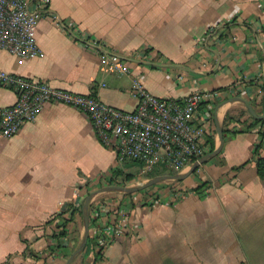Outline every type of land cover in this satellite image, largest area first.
I'll list each match as a JSON object with an SVG mask.
<instances>
[{"label": "crops", "instance_id": "0c3cea01", "mask_svg": "<svg viewBox=\"0 0 264 264\" xmlns=\"http://www.w3.org/2000/svg\"><path fill=\"white\" fill-rule=\"evenodd\" d=\"M50 10L122 53L146 46L157 62L135 64L133 75L105 74L94 52L44 17L36 30L41 54L20 61L0 50V69L93 93L124 110L137 106L133 76L162 98L205 92L198 122L208 126L215 148L217 125L224 133L222 151L196 172L154 187L153 205L146 189L94 196L90 236L97 243L71 264H93L103 238L98 264H264V181L255 154L261 123L232 99L264 110V0H50ZM213 26L220 38L199 44ZM15 100L0 88V107ZM138 167L120 164L89 116L67 105L46 104L34 123L0 136V264H67L84 236L83 216L61 234L57 214L98 188L127 185L125 176Z\"/></svg>", "mask_w": 264, "mask_h": 264}, {"label": "built area", "instance_id": "2783aa9c", "mask_svg": "<svg viewBox=\"0 0 264 264\" xmlns=\"http://www.w3.org/2000/svg\"><path fill=\"white\" fill-rule=\"evenodd\" d=\"M44 17L53 19L73 40L94 52L105 74L133 75L135 64L151 68L157 62V54L146 46L129 54L122 53L109 42L81 30L76 23L56 18L50 10V0H0V50H8L20 61L40 55L36 30ZM216 28L210 27L198 40L199 44H206L208 38H220ZM0 88L10 89L16 95L14 103L0 107V136L5 138L13 137L26 124L34 123L46 104L56 103L86 113L99 141L116 152L120 164L135 162L139 176L158 166L182 172L211 148V132L203 122H198L200 107L208 99L205 92L194 91L183 98H162L133 76L131 94L137 106L134 110H124L93 93L57 88L47 80L2 69ZM154 187L146 189L147 201L152 205L158 199ZM73 203L74 212L69 210L65 214L68 223L80 214L83 200ZM105 241L103 238V245ZM97 249L102 250L100 246Z\"/></svg>", "mask_w": 264, "mask_h": 264}, {"label": "water", "instance_id": "95a60500", "mask_svg": "<svg viewBox=\"0 0 264 264\" xmlns=\"http://www.w3.org/2000/svg\"><path fill=\"white\" fill-rule=\"evenodd\" d=\"M264 78V74H263ZM232 99L243 101L247 107L248 112L255 118V119H263L264 118V110L262 113L256 111L254 106L245 98L236 96ZM217 132L220 138V145L216 147L213 151L208 152L207 154L200 157L198 160L194 161L192 165L188 168L185 172H178V173H167V174H160L153 177H149L146 179H142L138 181L137 185H120V184H111L107 186H103L98 188L97 190L91 191L83 201L82 207V216H83V226H84V236L79 243V245L75 248L71 256L68 258L67 264H71L72 261L80 254H82L85 249L87 248L89 237H90V207L92 205V199L97 194L103 192H113L119 191L125 194H133L139 191H143L148 189L154 185H158L159 183L165 180H175V181H182L186 179L188 176L196 172V170L200 167V165L204 164L205 162L209 161L211 158L216 156L222 151L224 145V133L221 126L217 125ZM64 209V208H63Z\"/></svg>", "mask_w": 264, "mask_h": 264}, {"label": "trees", "instance_id": "16d2710c", "mask_svg": "<svg viewBox=\"0 0 264 264\" xmlns=\"http://www.w3.org/2000/svg\"><path fill=\"white\" fill-rule=\"evenodd\" d=\"M226 89V87H223V88H219L218 91H222ZM262 105H264V98L262 99ZM231 117L230 116H227L226 117V121H230ZM255 122L256 123H261V131H260V136H261V142L257 145L256 147V150H255V154L258 155V158L256 160V167H257V170H258V174L260 176V178L264 181V155L261 154L259 152V150L261 148L264 149V118L263 119H255ZM211 141V148H210V151H213L215 149V140L212 138L210 139ZM247 164L244 163L240 166H237L235 169H240L242 167H244L245 165ZM166 172H169V173H176L175 170H170L168 169L166 166H158L156 167L153 171L151 172H147V175H145L144 177H153V176H156L158 174H162V173H166ZM149 173V174H148ZM126 180L128 182H132L133 181V177L132 176H127ZM207 184V182H205L203 185H200L198 187H195L193 188V190H200L203 186H205ZM82 207H83V203L80 207V214H82ZM74 208V203L73 202H69L65 208V210L60 213V214H57V216H59L61 218V223H59V226L60 227H63V229L61 230V234H65L66 233V225L69 221V219L65 216V214L69 211V210H73ZM74 212V210H73ZM93 212H94V209H93V204L91 205L90 207V225L94 222L95 218H93ZM94 243H97L96 239L93 238L92 236L89 237V241H88V245L90 244H94ZM103 243L100 242V247L102 250H99L96 252V258H95V261L93 264H98V261L102 258V255H103Z\"/></svg>", "mask_w": 264, "mask_h": 264}, {"label": "rangeland", "instance_id": "374dc122", "mask_svg": "<svg viewBox=\"0 0 264 264\" xmlns=\"http://www.w3.org/2000/svg\"><path fill=\"white\" fill-rule=\"evenodd\" d=\"M167 173H169V172H166V173H162V174H167ZM149 174V173H148ZM145 175H147V173H144L143 175H138V173L134 170L133 172H129L126 176H125V178H127V176H132L133 177V179H135V180H141L142 178H144V179H146V178H149V177H144ZM158 175H160V174H158ZM125 178H124V183H126L127 185H132V184H130V183H132V182H128V181H126L125 182ZM151 178V177H150ZM175 180H165V181H163V182H161L162 184H164V186L166 185V186H168L169 184H171L172 182H174ZM134 183V182H133ZM160 184V183H159ZM158 184V185H159ZM134 185H137V183L136 184H134ZM154 186H156V185H154Z\"/></svg>", "mask_w": 264, "mask_h": 264}]
</instances>
